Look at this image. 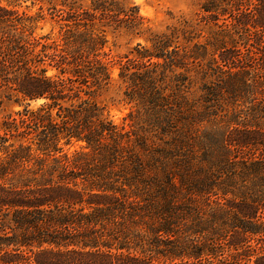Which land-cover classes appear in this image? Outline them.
I'll use <instances>...</instances> for the list:
<instances>
[{
	"label": "trees",
	"instance_id": "obj_1",
	"mask_svg": "<svg viewBox=\"0 0 264 264\" xmlns=\"http://www.w3.org/2000/svg\"><path fill=\"white\" fill-rule=\"evenodd\" d=\"M219 1L226 5L202 6L223 27L213 28L210 37L218 39L193 41L181 30L186 45L174 30L153 33L123 0H63L51 7L58 38L35 34L30 15L0 3V97L6 90L22 106L0 123V264H264V186L214 189L194 180L197 170L190 167L197 156L190 134L201 124L194 126L200 119L184 92L195 80L202 81L207 104L225 93L236 103L242 93L264 90L258 78H264V0H248L249 10L236 14L229 10L235 2ZM108 26L143 36L150 46L137 44L133 56L115 57ZM115 66L138 87L146 122L169 137L157 144L153 137H160L114 123L91 100L94 89L112 81ZM262 134L237 142L264 145ZM212 140L228 150L227 139ZM213 141L194 140L201 162L211 161ZM75 143L82 150L64 151ZM262 155L243 166L247 176L264 174ZM81 156L111 167L79 165ZM120 162L118 172L126 174L117 177L126 185L112 184ZM68 167L103 185H69L76 175L67 178ZM180 170L175 184L172 172Z\"/></svg>",
	"mask_w": 264,
	"mask_h": 264
},
{
	"label": "rangeland",
	"instance_id": "obj_2",
	"mask_svg": "<svg viewBox=\"0 0 264 264\" xmlns=\"http://www.w3.org/2000/svg\"><path fill=\"white\" fill-rule=\"evenodd\" d=\"M62 1L63 0H0V3L30 15L34 19L31 24L35 34H50L51 37L58 38L59 26L55 18L51 17L50 12L52 10L51 7H60ZM205 1L207 0H123L125 4L137 7L139 13L146 18V23L153 33L166 32L168 29H170V31L174 30L179 33L180 37L177 42H180L182 45L186 44L181 36V30H186L188 37L194 38L193 41L201 39V42L207 43L213 41L214 36L218 39V34L217 36L213 35V37H210L214 34L213 28L219 31V29H223V27H217L206 17L207 13L202 9ZM213 1L224 6L226 5L225 2H220L219 0ZM232 2L237 4L236 9L232 6L229 7V10L231 9L234 14L240 10H249L250 2L248 0L229 1V3ZM97 27H100V25L98 24ZM105 32L108 48L111 49L115 57L128 54L133 56L132 51L137 44H141L145 47L150 46V43L146 41L143 36H138L123 28L114 29L108 26L105 27ZM154 60L155 59H153V61ZM144 61L149 63L147 60ZM189 67L192 69L191 64H189ZM174 70L184 72V74L187 72L185 67H175ZM119 71L120 69L118 66H115L112 71V81L106 86L94 89L91 92V100L96 102L103 109L104 114L114 123L124 125L128 130L132 128L133 131L141 132V128H143L146 129L145 133L149 131V135L154 133L153 135L160 137L157 139L153 137L157 144L160 142L161 138L169 137V135H161V133H159V128L152 127V131V128L144 118L146 117L144 109L137 96L138 87L132 85L127 77H120ZM54 73L55 69H49L47 71V74ZM192 75L197 76L195 73ZM258 78L264 81V78L261 76H258ZM225 80V78H222L220 81ZM200 82H202L200 79H196L191 87L184 92L188 101L192 103L194 115H196L197 119H200L194 120V126L198 123L201 124L199 128L195 129L194 127V132L192 131L190 134V139L197 152V156H193L194 159L190 162V167L193 170H197L194 174V180H206L214 189L221 187V185H236L241 188L244 186H255L257 189L263 188L264 174L247 176L248 173H245L246 171L243 166H246L247 163L252 161L253 157H258V155L263 156L264 145L258 144L255 146L252 142L248 145H240L237 141L238 137L241 135L244 137L251 136L249 135L250 133L254 135L263 133L262 135H264V101L262 100L264 99V95L261 93V91L264 90H262L261 87L254 90L255 94L253 96L242 93L239 97L233 98V101L237 99L236 103L230 101V97L225 93L223 100L221 99L219 102L207 104L203 101L204 93L199 88L201 85ZM0 98L1 123L5 117L22 109V106L16 103L15 98L8 95L6 90L2 92ZM41 102L42 100L33 102L31 106L35 107ZM207 113L213 114L208 115ZM204 117L205 119L203 120ZM257 131L260 132L257 133ZM210 134L213 137L208 139ZM214 138L216 139L215 141H219L220 143L222 139H227V141H224L225 144H221L227 147L228 150L221 149V147L212 140ZM194 140H208V144H210V141H213L210 152L211 155L209 156L211 161L201 162L203 157L201 151L198 150L199 145L196 147ZM80 144L81 143L65 145L64 151L72 155L75 150H82ZM204 147L208 149L207 145ZM56 156L58 157L60 154L57 153ZM75 159H77L79 165L86 164L87 166V163H90L88 166L96 170L99 168V171L111 167L107 165V162L103 163L100 158L95 160L93 157L81 156ZM201 163H203V165H201ZM115 168L117 172H114V175H112V177H114L112 184L126 185L123 182V178L117 177V174H126L118 172L123 168L121 162L117 164ZM67 169L69 175L66 172L64 173L67 178H72L76 175V178H73L74 182H70L69 185H103L100 179L98 180V177L81 175L82 171L79 168L74 169V167H68ZM129 171L130 170H126L125 172L128 173ZM101 173L103 172L101 171ZM172 173L174 175L175 184L179 183L178 173L181 174V170ZM148 174L150 177L155 175L156 179L161 182L167 179V174L162 172L156 171L150 174L149 171ZM191 174L192 173L186 174L188 180H191ZM56 177V174H54V179H56ZM261 177H263L262 180ZM134 185L140 184L134 182Z\"/></svg>",
	"mask_w": 264,
	"mask_h": 264
}]
</instances>
